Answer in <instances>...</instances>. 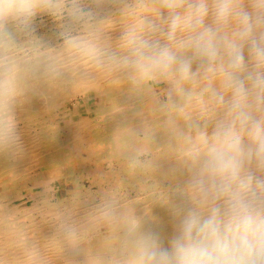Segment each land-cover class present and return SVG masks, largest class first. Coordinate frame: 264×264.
Wrapping results in <instances>:
<instances>
[{
    "label": "clouds",
    "instance_id": "9594fccd",
    "mask_svg": "<svg viewBox=\"0 0 264 264\" xmlns=\"http://www.w3.org/2000/svg\"><path fill=\"white\" fill-rule=\"evenodd\" d=\"M108 5L126 20L115 42ZM39 16L57 25L59 50L36 35ZM64 51L151 93L174 156L162 201L171 236L150 211L105 194L86 218L117 232L102 252L83 248L87 228L72 210L56 213L65 264L81 253L84 264H264V0H0V156L23 158L19 98L60 77ZM156 84L167 85L163 100ZM147 152L136 147L130 165L151 168ZM25 255L52 264L35 245Z\"/></svg>",
    "mask_w": 264,
    "mask_h": 264
},
{
    "label": "bare ground",
    "instance_id": "6f19581e",
    "mask_svg": "<svg viewBox=\"0 0 264 264\" xmlns=\"http://www.w3.org/2000/svg\"><path fill=\"white\" fill-rule=\"evenodd\" d=\"M107 8L114 13L108 35L115 42L126 20L115 5ZM50 20L37 17L36 35L59 50L62 41L57 25ZM69 56L67 51L60 53L66 62L60 77L38 82L19 98L17 115L25 154L21 159L0 156V264H26V250L33 245L52 264H65L69 253L61 250L55 215L66 209L85 223L83 248L104 251L113 243L116 230L88 224L86 218L105 194L137 215L150 211L162 234H173V220L162 201L172 183L169 170L174 156L151 93L134 92L121 77L72 63ZM152 88L160 98L167 85ZM79 97L85 112L78 110ZM71 101L72 107L68 106ZM145 128L151 129V135L145 136ZM140 146L147 147L140 159L151 161V168L130 165L129 157ZM148 177L150 186L139 185ZM61 184L71 185L63 196L58 195ZM142 189L148 193L145 199L140 197L142 193L138 195ZM45 190L46 199L40 195ZM120 191L124 195H118ZM134 191L132 196L126 194ZM76 259L84 264L83 253Z\"/></svg>",
    "mask_w": 264,
    "mask_h": 264
},
{
    "label": "rangeland",
    "instance_id": "374dc122",
    "mask_svg": "<svg viewBox=\"0 0 264 264\" xmlns=\"http://www.w3.org/2000/svg\"><path fill=\"white\" fill-rule=\"evenodd\" d=\"M46 18H47V20H50L49 17H46ZM50 21H52V20H50ZM160 99L163 100V99H164V95H162V96L160 97ZM89 103L92 104V100H91L90 102H88V104H89ZM79 105H80V106H79V109H78V110H79V111L81 110V112H82V110H83V112H85V111H84V109H85V108H84V107H85V103H84V100L82 99V97H79ZM68 106L72 107V106H73V102H72V101L69 102ZM84 115H86V113H84ZM143 158H144V157H143ZM145 179H146V178H145ZM143 180H144V178H143ZM150 180H151V179L148 177V178L146 179V181H145L146 183H142V182H143V181H142V182H141L142 184L139 183V185H141V186H142V185H145V187L148 186V185L150 186V184H151ZM147 183H148V184H147ZM112 185H115L114 182L112 183ZM70 186H71V185H65V184L63 185V184H61V186L59 187L58 195H62V196L65 195L66 190H67V187H70ZM141 191H143V192H138V195H140V194L142 193V194L140 195V197H141L142 199H145V198L148 196V193H147V191H146L145 189H142ZM144 191H145V192H144ZM135 192H136V191L131 192V193H126V194L129 195V196H130V195L132 196V195L135 194ZM48 193H50V192H48ZM118 195H124V192L122 191V193H121V191H120V192H118ZM145 195H146V196H145ZM26 203H27V201H26L24 204H26ZM1 210H2V207L0 206V216L2 215V214H1Z\"/></svg>",
    "mask_w": 264,
    "mask_h": 264
}]
</instances>
